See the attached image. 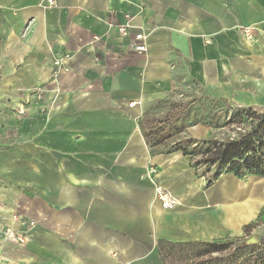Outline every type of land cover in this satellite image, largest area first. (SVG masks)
<instances>
[{
    "label": "crops",
    "instance_id": "0c3cea01",
    "mask_svg": "<svg viewBox=\"0 0 264 264\" xmlns=\"http://www.w3.org/2000/svg\"><path fill=\"white\" fill-rule=\"evenodd\" d=\"M190 85L264 108V0H0V264H164L160 241L239 234L262 189L230 173L204 189L189 156L141 132Z\"/></svg>",
    "mask_w": 264,
    "mask_h": 264
},
{
    "label": "trees",
    "instance_id": "16d2710c",
    "mask_svg": "<svg viewBox=\"0 0 264 264\" xmlns=\"http://www.w3.org/2000/svg\"><path fill=\"white\" fill-rule=\"evenodd\" d=\"M165 102L170 103L173 107L180 105L179 102ZM156 111L158 110L147 112L140 122L141 132L146 142L151 149L162 146L164 153L182 152L183 155L189 156L190 165L195 169L200 166L213 167L214 172L212 177L207 179V186L222 174L227 173H232L237 177H242L244 174L264 176V108L260 111L245 107L233 108L231 122L236 121L235 128L238 129L234 135H225L222 138L214 135L195 138L182 134L188 126L183 121L187 116L186 106L179 107L177 111L173 110L160 115H155ZM219 118L220 114L216 112L210 113L207 117L196 115L193 123L202 122L218 126ZM228 125L231 124L228 123ZM169 143L170 145L167 146ZM225 240L230 239L226 238ZM216 241L174 243L160 241L158 252L163 263L167 264L164 259V249L167 246L182 247L189 244H200L209 246L207 252H211L216 249ZM240 244L247 246L249 241L243 240ZM197 255L200 256L201 253ZM251 255L238 260L228 257L225 264H256L255 257H251ZM183 261L176 263L181 264Z\"/></svg>",
    "mask_w": 264,
    "mask_h": 264
},
{
    "label": "rangeland",
    "instance_id": "374dc122",
    "mask_svg": "<svg viewBox=\"0 0 264 264\" xmlns=\"http://www.w3.org/2000/svg\"><path fill=\"white\" fill-rule=\"evenodd\" d=\"M175 96V101L179 102V106L173 107L168 102H162L158 108V111L163 113H168L173 110H178L180 107H185L187 111V116L183 119L184 123L188 125L185 131L182 132L184 135H191L195 138H200L208 135H214L219 138L224 137L225 135H234L236 129V121L231 122V115L233 107L228 103L217 100L214 102L212 99L206 97L203 93L197 92L195 86H188L180 90ZM21 113H24V108L20 109ZM216 112L220 114L218 121V126L203 124L206 126L204 129L199 127H194V119L196 115H201V117H207L210 113ZM199 122L197 124H200ZM231 124V125H228ZM167 141V140H166ZM169 141V139H168ZM170 143L167 145L169 146ZM163 147L153 149V151H162ZM196 176L202 181V187L206 189L207 179L212 177L214 169L213 167H198L195 169ZM233 175L232 173H230ZM223 175V174H222ZM241 182L238 183L240 186L244 185L246 188L253 190V186L257 187L256 189L261 190L259 192V197L261 200L259 204L255 205L254 213L249 219L244 228L240 231L239 234H230L228 241L225 238L215 239L216 249L215 251L207 252L210 248L209 246L204 245H185L182 247L179 246H167L164 249V259L167 264H177L179 261L184 260L181 264H225L227 258L230 257L234 260H238L244 256L255 257L256 264H264V178L261 175H251L244 174L242 177H236ZM252 177V178H250ZM257 178V179H256ZM216 181V180H215ZM212 182V185L215 183ZM210 186V185H209ZM261 188V189H260ZM244 190V189H243ZM257 197L252 198L253 196L248 195L245 200L247 201H258ZM256 199V200H255ZM232 201V200H231ZM251 237H255V242H249L247 246H242L241 241L247 240ZM254 243V244H253ZM241 245V246H240ZM201 253L200 256L197 254ZM177 262V263H176Z\"/></svg>",
    "mask_w": 264,
    "mask_h": 264
},
{
    "label": "built area",
    "instance_id": "2783aa9c",
    "mask_svg": "<svg viewBox=\"0 0 264 264\" xmlns=\"http://www.w3.org/2000/svg\"><path fill=\"white\" fill-rule=\"evenodd\" d=\"M50 4H53L55 0H47ZM131 26L130 21L117 25V30L119 33L125 34L127 32V29ZM244 32L246 35H249V29L248 27L244 28ZM131 49L136 52H144L146 49L145 42H144V34L142 32H137L134 35V41L131 44ZM57 63V62H56ZM38 98H41L44 93L43 88H37L34 92ZM22 111L19 110V113ZM155 169H152V172H155ZM154 192L157 199L161 202L162 206L164 207H172L176 203L175 197L163 186L156 183L154 185ZM15 220L18 219V216L15 214ZM22 223V222H21ZM35 222L33 220H28L25 224L26 228L33 227ZM3 235L7 239H11L13 241H16V243H23L27 237V229H21V228H6Z\"/></svg>",
    "mask_w": 264,
    "mask_h": 264
},
{
    "label": "water",
    "instance_id": "95a60500",
    "mask_svg": "<svg viewBox=\"0 0 264 264\" xmlns=\"http://www.w3.org/2000/svg\"><path fill=\"white\" fill-rule=\"evenodd\" d=\"M249 242H254L255 241V237H251L248 239Z\"/></svg>",
    "mask_w": 264,
    "mask_h": 264
}]
</instances>
